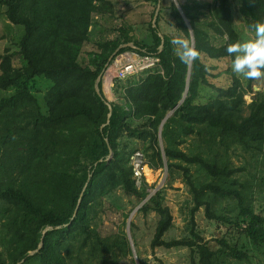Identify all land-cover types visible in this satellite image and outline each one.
Segmentation results:
<instances>
[{
  "label": "trees",
  "instance_id": "obj_1",
  "mask_svg": "<svg viewBox=\"0 0 264 264\" xmlns=\"http://www.w3.org/2000/svg\"><path fill=\"white\" fill-rule=\"evenodd\" d=\"M141 2L158 5L160 0ZM189 3L181 4V8L190 21L195 48L200 52L191 69L175 54L171 41L178 35H161L158 28L152 27L151 41H133V48L128 45L132 42L131 33L125 35L126 42L102 41L98 43V51L90 54L88 65L82 64L80 55L90 41L94 15L115 16L111 0H0V9L6 8L8 20L24 28L18 52L22 64L17 63L9 50L0 54V90L14 91L0 100V156L5 149V153L14 157L22 176L17 185L0 184V201L10 206L3 224L10 245V262L0 252V264H71L69 255L75 245L80 251L88 248L92 256L111 254L113 260L119 258V253H129L125 234L101 240L91 228L102 199L115 189L121 188L141 200L149 195L146 183L140 190L135 185L130 165L134 151H127L128 143L121 140L126 134L147 143L145 152L151 168H164L166 160L169 170L177 168L184 173L194 196L193 221L195 214L205 207L209 219L230 223L215 213L211 201L204 198L234 199L239 209L236 224L241 222V227L244 224L251 242L264 250V216L255 212L254 193L234 177L237 170L230 160L225 154L223 158L189 155L180 148L185 138L200 136L205 128L214 142L218 140L223 146V152L240 146L246 152L264 154V96L254 99L250 114L245 116L247 89L235 77L227 89H218L220 97L197 102L201 85H208V70L202 56L233 61L234 56H229L226 49L229 44L241 42L231 2L214 0L212 6L211 26L216 37L227 38L219 47L212 44L214 37L209 31L197 24ZM193 4L199 6L197 2ZM241 4L245 14L264 22V0H241ZM170 10L173 27L188 38L190 29L178 8L173 4ZM127 51L159 59L164 73L152 69L124 89L122 84L118 85L115 92L124 104L108 103L102 81L100 92L96 90L97 80L108 64ZM37 78L51 82L45 106L32 90ZM247 84L252 89V80ZM188 86L190 96L179 106ZM119 88L122 92L118 93ZM173 110L174 114L163 125L162 149L160 126ZM131 117L147 120V126L131 127L128 121ZM111 153L113 158L108 160ZM188 164L199 165L211 181L195 185L189 177ZM0 173L6 175L1 168ZM140 211H154L159 216L152 249L188 247L193 253L197 250L199 264H214L215 252L206 244L197 243L201 239L193 231L195 239L164 240L173 215L163 205L161 191ZM222 244L226 245L225 240ZM237 249L231 256L244 260L246 254ZM31 252L35 253L30 256Z\"/></svg>",
  "mask_w": 264,
  "mask_h": 264
},
{
  "label": "rangeland",
  "instance_id": "obj_2",
  "mask_svg": "<svg viewBox=\"0 0 264 264\" xmlns=\"http://www.w3.org/2000/svg\"><path fill=\"white\" fill-rule=\"evenodd\" d=\"M115 6V16H99L94 15V22L90 28V41L87 42L81 52L80 61L84 65H88L90 54L98 51V43L102 41H120L126 42L128 39L125 35L132 36V41L129 46H133V41H151L152 28H158L161 35H168L174 37L179 35L178 31L173 27V18L171 17V5L175 4L174 0H160V12L157 14L158 5L154 3H145L141 0H111ZM179 4H184L185 0H177ZM189 5H192L193 13L197 18V24L203 29L209 31V35L213 36L211 41L213 45L220 46L227 38L222 36L216 37V32L211 26L214 21V14L212 6L214 0H188ZM141 2V3H140ZM194 2L199 3L195 7ZM236 30L240 34L241 42L255 38V32L250 28V25L256 22L251 16L245 14L242 10L241 0H230ZM159 3V2H158ZM195 7V8H194ZM155 14V16H154ZM161 16L159 21L158 16ZM158 23L156 26V22ZM190 22V21H189ZM124 32H123V31ZM24 35V28L22 26L12 24L6 16V8L0 9V54L6 50L13 53L14 59L17 63H21V58L18 55L20 49V41ZM135 53L132 51H127ZM202 60L208 70L207 81L208 85H201L198 103H206L220 97L218 89H227L231 86L233 79L236 77L240 79L243 86L246 87L247 93L245 95L246 103L244 105V115L248 116L251 112L250 105L254 99H261L264 96V77L252 80V89L248 88V79L237 76L232 71L231 58L211 59L206 55L202 56ZM137 77L134 76L122 83V89L128 87L132 82H136ZM51 87V82L44 78H37L34 81L33 92L38 97L40 103L45 106L44 98L48 89ZM103 90L106 89V82L102 81ZM122 92V89L119 88ZM109 91V90H108ZM13 90H0V100L4 97L11 96ZM106 93V92H105ZM114 94V93H113ZM111 100V103L124 104L123 100L113 95V99L105 95ZM107 99V100H108ZM46 112V108L44 107ZM129 123L133 128H145L147 120L137 121L132 117L129 118ZM203 134L200 136H189L186 142L180 148L188 153L202 154L204 156H218L223 158L224 154L227 160H230L231 166L237 170L235 178L248 185L249 190L253 195L254 210L257 214L264 216V154L260 151L246 152L240 146H235L232 149L223 152V146L220 143H215L212 139V134L203 128ZM123 144H127V151L141 150L147 159L145 148L147 143L140 139L128 138L127 134L122 137ZM160 146L164 149L163 139H159ZM210 150H214L210 153ZM112 159V158H111ZM131 160V157H130ZM149 168L153 170L150 172L147 181L148 197H153L155 193L161 191L162 202L164 206H168L173 215V223L171 228L164 235L165 241L173 240H191L195 239L193 232H195L201 241L197 243L206 244L211 251L215 252L213 257L214 264H264V250L258 248L249 236L240 226L236 224L239 219V209L234 199H218L212 197H205V200H210L213 205V211L222 215L230 223L220 220H211L206 216L205 207L201 208L192 218V208L194 207V196L187 183L184 173L180 169H170L165 160V167L162 169H153L147 159ZM181 164V162H176ZM182 165L187 166L185 163ZM190 167L189 177L197 186L211 181L210 176L202 170L199 165L188 164ZM0 168L6 172L4 176L0 173V184L17 185L22 176L17 166V161L14 157H10L2 149L0 156ZM157 172V173H156ZM159 172V173H158ZM157 179V180H156ZM5 182V183H4ZM156 191V192H155ZM147 197V198H148ZM147 198L141 200L134 195L127 194L121 188H117L108 195L104 196L101 205L98 207L97 213L92 218L91 228L96 230L100 235V239L114 238L120 234H125L128 239V222L133 215L130 224V234L133 239L134 251L137 255L138 261L146 264H199V254L192 252L188 247L179 248H165L158 247L151 248V242L154 238L156 227L159 221V216L154 211L149 213L141 212L140 209L149 201ZM9 205L0 201V252L9 263L8 250L10 245L6 238V230L4 229V222L8 218ZM140 209L137 210V208ZM193 231V232H192ZM225 240L226 245L223 246L222 241ZM129 242V253L123 255L121 253L117 260H113L111 254H99L97 256L90 255L85 248L83 251L78 249L75 245L70 253L71 264H137L131 243ZM238 248L246 254L244 260L236 259L231 256V252ZM116 254V255H117Z\"/></svg>",
  "mask_w": 264,
  "mask_h": 264
},
{
  "label": "clouds",
  "instance_id": "obj_3",
  "mask_svg": "<svg viewBox=\"0 0 264 264\" xmlns=\"http://www.w3.org/2000/svg\"><path fill=\"white\" fill-rule=\"evenodd\" d=\"M250 28L255 32L254 39L229 44L226 51L234 56L232 71L237 76L256 80L264 77V22L256 21ZM188 33V38L181 33L171 41L175 54L185 65H191L200 57V52L192 45L191 30Z\"/></svg>",
  "mask_w": 264,
  "mask_h": 264
},
{
  "label": "built area",
  "instance_id": "obj_4",
  "mask_svg": "<svg viewBox=\"0 0 264 264\" xmlns=\"http://www.w3.org/2000/svg\"><path fill=\"white\" fill-rule=\"evenodd\" d=\"M158 63L159 59L155 57H144L137 53L125 52L117 56L111 64L107 65L106 70L102 73L101 81L105 84L109 80L108 90L112 91L115 97H118L115 92L116 87L130 78L136 76L138 79L144 76L146 72L152 71V69H157L160 73H164ZM130 165L135 185L140 190L149 180L148 172L153 173V170L149 168L146 156L141 150H137L132 154Z\"/></svg>",
  "mask_w": 264,
  "mask_h": 264
},
{
  "label": "water",
  "instance_id": "obj_5",
  "mask_svg": "<svg viewBox=\"0 0 264 264\" xmlns=\"http://www.w3.org/2000/svg\"><path fill=\"white\" fill-rule=\"evenodd\" d=\"M174 1H175V5H176V7L178 8V10H179V12L181 13V15L183 16V18H184L186 24L188 25L189 29L191 30L192 45L195 47V37H194V34H193V32H192L191 24H190L189 20L186 18L185 13H184L183 9L181 8V5L179 4V2H178L177 0H174ZM160 6H161V4H160V2H159V6H158V9H157V14L159 13ZM161 48H162V46H161ZM190 69H191V65H190ZM190 76H191V73H189L188 84H189V82H190ZM101 79H102V74H101L100 77L98 78V80H97V84H96V90H97L98 93L100 92L99 83H100ZM189 96H190V93H189V86H188L187 89H186V91H185V94H184V96H183V99H182L181 102L179 103V106H180V105L184 102V100H185L187 97H189ZM106 99H108V98H106ZM109 102H111V101L108 99V103H109ZM110 108H111V107H110ZM173 114H174V110L171 111V112L166 116V118L163 120V122H162V124H161V126H160V130H159V138H160V139L162 138L161 133H162V130H163V125H164V123H165L166 120H167L170 116H172ZM111 158H113V153L110 154L108 160H111ZM155 192H156V191H155ZM149 199H150V197H148L146 200H149ZM138 209H140V207H138L136 211H138ZM76 213H77V210H76ZM132 218H133V215H131V217H130V219H129V222H128V239H129V241H130V243H131V247H132V249H133V253H134V256H135L136 263H137V264H140L139 261H138L137 255H136V253H135V251H134V248H133V247H134L133 239H132V236H131V234H130V224H131V220H132ZM40 247H42V245H41ZM34 253H35V252H31L29 255L31 256V255H33Z\"/></svg>",
  "mask_w": 264,
  "mask_h": 264
},
{
  "label": "bare ground",
  "instance_id": "obj_6",
  "mask_svg": "<svg viewBox=\"0 0 264 264\" xmlns=\"http://www.w3.org/2000/svg\"><path fill=\"white\" fill-rule=\"evenodd\" d=\"M128 56V55H127ZM106 87H109V80L108 81H106ZM109 93H110V91H109ZM109 97L110 98H113V96L112 95H110L109 94ZM157 173V172H156ZM159 173V172H158ZM149 174H150V172H148V176H149ZM157 180V179H156ZM149 181L151 182L152 181V178H149Z\"/></svg>",
  "mask_w": 264,
  "mask_h": 264
},
{
  "label": "crops",
  "instance_id": "obj_7",
  "mask_svg": "<svg viewBox=\"0 0 264 264\" xmlns=\"http://www.w3.org/2000/svg\"><path fill=\"white\" fill-rule=\"evenodd\" d=\"M187 1H188V0H185V2H187ZM104 91L106 92L105 95L109 96V94H110V95L113 96V92H112V91L109 93V91H108V87H106V89H104ZM113 98H114V97H113ZM113 98H111V99H113ZM110 101H111V100H110Z\"/></svg>",
  "mask_w": 264,
  "mask_h": 264
}]
</instances>
